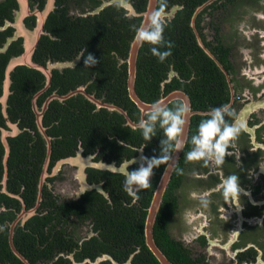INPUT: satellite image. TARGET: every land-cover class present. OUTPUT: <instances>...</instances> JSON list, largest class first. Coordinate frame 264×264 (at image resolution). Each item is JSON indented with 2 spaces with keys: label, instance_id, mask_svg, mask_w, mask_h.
Returning <instances> with one entry per match:
<instances>
[{
  "label": "trees",
  "instance_id": "trees-1",
  "mask_svg": "<svg viewBox=\"0 0 264 264\" xmlns=\"http://www.w3.org/2000/svg\"><path fill=\"white\" fill-rule=\"evenodd\" d=\"M204 1L206 0H167L165 13L178 7L170 18H164V39L171 41L173 47L171 55L164 62H160L152 54L151 45L145 44L140 47L135 91L143 102L152 104L177 89L186 91L194 110H207L205 101L213 98L215 93L213 82L219 74L213 62L198 46L191 26L196 7ZM62 2L64 1L57 0L58 8L46 21L44 29L49 35L40 39L33 56L34 62L42 65H46L47 61L71 62L86 48L88 52L94 54L99 63L93 68L85 69L81 59L74 68H66L62 72L53 71L51 87L39 96L38 106L40 107L53 92L64 95L77 87L87 85L88 93L94 94L103 102L118 106L132 121L137 122L139 110L128 96L126 60L135 35L132 26L139 27L142 18L129 17L127 11L119 4L110 5L96 15L70 17L61 7ZM126 2L139 14L146 10L148 0ZM99 3V0H95L96 6L92 8L99 6ZM195 24L200 31L199 24L197 22ZM15 47L16 45H13L6 55L0 57V96L8 59L12 54L21 52V49L18 51L13 49ZM171 69L177 77L166 83ZM44 84V76L35 69L18 66L11 73L7 115L21 133L16 138L9 139L8 185L20 194L28 208L35 205L38 179L46 157V144L39 134L32 109V99ZM178 102L181 103L175 101L168 107L172 108ZM42 122L47 134L54 138L51 161L73 155L79 142L85 149L106 150L113 159L120 154L135 155L136 152L131 151L128 146L137 148L143 146L145 154L152 157L159 155L160 141L163 138V131L157 125L156 136L146 141L140 130L125 125V118L121 114L106 109L95 111V105L81 95L62 103L58 100L52 101ZM192 124L193 132L199 125V117H193ZM0 125H4L1 105ZM2 154L3 147L0 144V158ZM1 166L0 164L2 171ZM164 167L161 165L155 169L152 186L137 193L139 198L135 204H131V197L121 186L113 189L105 187L111 203L93 190L83 194L77 201L59 204H54V200H50L53 196L45 187L39 210L41 214L34 216L27 223V231L24 234L22 231L19 232L18 238L23 237L22 239L17 240V236L14 238L15 246L30 264L52 259L51 264H72L68 257L59 256L54 259L60 252L68 255L73 253L76 262L85 259L94 261L102 255H108L113 261L121 264L129 259L130 264H160L145 245L144 222L153 190ZM178 170L176 168L164 195L154 223L153 236L155 243L171 263L195 264L188 256V252L169 238L166 230L169 212H173L175 207L171 190L175 186ZM114 188H119L120 191L122 189L126 203L118 199L119 193H116ZM1 197V201L11 203L19 210L18 201L4 195ZM0 215L4 216V213ZM9 215L14 217V213ZM72 218L78 222L88 220L97 236L81 246L78 245V241L67 231L70 226L68 222ZM58 224L60 228H56ZM0 261L24 264L9 248L6 230L0 233ZM99 264L112 263L106 260Z\"/></svg>",
  "mask_w": 264,
  "mask_h": 264
},
{
  "label": "flooded vegetation",
  "instance_id": "flooded-vegetation-1",
  "mask_svg": "<svg viewBox=\"0 0 264 264\" xmlns=\"http://www.w3.org/2000/svg\"><path fill=\"white\" fill-rule=\"evenodd\" d=\"M25 1L27 8L23 9L22 1L0 0V57L6 55L7 51L10 50L13 45H16L13 49H16L17 51L18 49H21V52L12 54L9 57L4 70V79L5 71L9 62L16 57L21 56L24 52L25 39L23 37V32H25V30H35L38 23L37 14L43 12L48 3V0ZM63 1L61 7L66 10L67 16L70 17H87L96 15L110 5H116L114 3L102 7L103 4L110 3L112 0H99V6L92 8L93 6H96L94 5L95 0ZM209 1L211 2L207 4ZM201 6L204 7L195 17V23L197 22L199 24L200 31L197 30L196 26L195 30H193L194 33L196 32L195 36L198 46L213 62L219 76H217L216 80L213 82V90L215 92L213 98L205 101L207 110H194L189 95L183 90H172L159 99L160 101L162 98H165L175 91L183 92L188 96L191 105L190 111L193 113L189 121L185 144L179 154V158L163 194L160 207L172 180V176L176 171V168H178L179 174L175 186L171 190L172 197L175 199V207L172 210L173 212H169L170 216L168 217L166 224L169 238L174 243H177L182 249H185L188 252V256L195 264H213V261L217 259L216 257L220 260V264H264V0H206L196 7L194 13ZM57 8V0H53V7L45 19L43 34H41L40 39L43 36L49 35L44 29L45 24L49 15ZM75 8L77 9V13L74 11ZM127 15L129 17L134 16L129 15L128 11ZM196 34L200 38L202 46L199 44ZM205 50H207L210 55H208ZM33 56L32 61L34 62ZM78 58L71 62L47 61L46 65L36 63L45 68L50 66L49 70L51 78L49 85H47V78L41 73L45 78V84L32 99L33 112L34 106L38 111H42L45 107L46 109L43 112L44 117V114L52 101L58 100L62 103L77 95L83 96L82 94H77L64 100L55 98L48 101L53 96L63 97L72 91H69L64 95H59L56 92H53L47 96L40 107L37 103L39 96L47 92L51 87L53 71L58 70L62 72L66 68H74L79 61ZM174 77H177V74L171 69L165 82H171ZM79 88H83L85 92L88 93L86 89L87 85L77 87L75 90ZM88 94L95 97L94 94ZM83 97L85 98V96ZM99 101H101V99ZM175 101L183 103L181 100H173L167 105L169 106ZM101 102L103 104H110L103 101ZM223 104L230 105L232 112V116L226 117L228 122L242 125L239 136L234 141H231V147L228 149V151L231 152V156H226L225 163L222 165H216L214 162H209L205 165L203 161L188 162L186 160V153L192 148L190 143L191 137L196 134L197 130L196 128L192 132L193 117H199L200 123L207 118L208 112L211 108ZM101 109L106 108H98L95 105V111ZM1 112L4 118V125H0V144L3 147V154L0 158V164L2 165V171L0 168V214L4 213V216L0 215V217H2V222H0V233H3L4 230L7 231L9 248L15 257L24 263L22 259L13 252L14 247L16 252L22 258L24 257L15 246L14 238L17 236V240L22 239L23 237L18 238L19 232L22 231L24 234L27 231V223L34 216L41 214L39 210L41 208L40 205L45 187L51 192L53 198L50 200H54V204L77 201L83 194L93 190L101 194L109 203H111L109 192L105 190V187L113 189V187L121 186V188H123V181L127 170L131 171L138 167V164H135V159L139 158L141 154L140 152L143 151V155H147L144 152L143 146L138 148L128 146L129 149H132L131 151L136 152L135 155L126 154V156H123L120 154L116 159H113L106 150L99 151L98 149H85L81 145V142H79L73 155L64 158L61 157L52 161L51 158L49 159L46 171L47 176L43 181L39 205L37 209L31 213L39 199V183L48 152L47 142L42 133L39 132L46 144V157L38 179L35 205L28 208L20 194L16 193L15 190L8 185L9 177L7 163L10 155L9 139L16 138L21 133V130L15 123L9 120L7 115V104L6 117L3 114L2 105ZM140 119L141 112L139 111V120ZM35 121H37L36 114ZM138 121L132 122L138 124ZM125 125L134 130L138 129L137 127L133 128L129 126L126 118ZM4 134H6V142L9 147L8 154H6L7 150L3 142ZM45 134L51 141V153L54 138L47 134L46 129ZM69 158L76 159L78 166L60 163L61 160ZM97 164H102L104 168L96 167ZM79 165L80 167H83L84 172L82 171V173L85 175L84 178L87 184L101 186L103 192H100L97 189L83 190V192H80L82 187L79 177ZM110 165H115L117 168H120L119 170L107 169L106 166ZM165 169L166 166L155 185L150 204ZM154 171L155 169L153 172ZM233 174L238 175L240 187L243 191L240 200L225 201L222 196L221 185L227 176ZM154 175L155 173L151 178V182L154 179ZM88 180H90V182H88ZM118 180L121 182H118ZM58 185H62L63 188L58 189ZM114 189L116 193H119L118 199L121 202L126 203L122 194V189L121 191L119 188ZM140 191L141 190H137V193ZM137 193L136 195L127 193L131 197V204L136 203L138 196ZM244 193H248V195H245ZM1 195L18 201L20 204L19 210H16V206L13 207L11 203L7 204L3 200L1 201ZM202 197H206L208 201L207 206L201 203ZM9 213H14V217H11ZM68 223L70 226L67 228V231L74 240L78 241V245L80 246L84 242L97 236V233L94 232L92 225L88 220L78 222L72 218ZM77 225L86 229L85 235L79 236L77 233ZM56 228H60V225H56ZM37 238L39 241L38 236ZM11 241L13 247L11 246ZM161 252L163 253L162 250ZM59 256L68 257L72 264H99L106 260L110 261L112 264H121L113 261L108 255H102L94 261L85 259L82 262H76L73 253L68 255V253L64 254L63 252H60L54 259H57ZM52 261L53 259L50 261L39 260L37 264H51L53 263ZM0 264L11 263L0 261Z\"/></svg>",
  "mask_w": 264,
  "mask_h": 264
},
{
  "label": "clouds",
  "instance_id": "clouds-1",
  "mask_svg": "<svg viewBox=\"0 0 264 264\" xmlns=\"http://www.w3.org/2000/svg\"><path fill=\"white\" fill-rule=\"evenodd\" d=\"M167 9V0H154V7L147 14L144 23L134 30V39L138 46L145 44L151 45L152 54L160 62H164L170 55L173 44L164 39V13ZM83 60L85 69L95 67L99 61L94 54L84 48L79 53L78 60ZM189 108L184 103H177L170 108L164 102L159 100L153 102L144 117L138 121L137 128L141 131L143 138L150 141L156 136V127L159 125L163 131V138L160 141V153L148 157L140 152L135 164L138 167L127 170L123 181L124 191L136 195L137 190H146L151 187V178L153 170L161 165L169 166L173 162V154L182 151L183 141L181 135L186 123ZM232 116L230 105L223 104L213 107L209 110L207 118L202 120L196 130V134L191 137L192 148L186 153L188 162L203 161L205 165L214 162L216 165L225 163V157L231 156L228 149L231 147V141H234L240 134L242 125L229 123L226 117ZM107 169L119 170L115 165L106 166ZM179 174V170H178ZM222 196L225 201L240 200L242 189L238 175L227 176L221 185ZM248 195V193H244ZM139 197L137 196V199ZM201 203L207 206L206 197L201 198ZM240 208V207H239Z\"/></svg>",
  "mask_w": 264,
  "mask_h": 264
},
{
  "label": "water",
  "instance_id": "water-1",
  "mask_svg": "<svg viewBox=\"0 0 264 264\" xmlns=\"http://www.w3.org/2000/svg\"><path fill=\"white\" fill-rule=\"evenodd\" d=\"M23 2V9L27 8V4L25 0H19ZM114 2V1H113ZM112 2V3H113ZM117 2L120 4L121 7H123L126 11L129 12V15H134V16H138L142 18L141 21V25L144 23V21L147 18V14L151 11V9L154 7V0H148L147 2V7L146 10L142 13H136L135 10L133 9V7L126 2V0H117ZM211 1H209L207 4H209ZM111 4V2H110ZM205 6V5H204ZM201 6L199 7L196 12L194 13L193 17H192V21H191V26L193 27V29L195 30V17L197 15V13L204 7ZM53 7V0H48L47 6L45 8V10L43 12H40L37 14L38 16V23H37V27L35 28L34 31H28L25 30V32H23V37L25 39V44H24V52L21 56H18L14 59H12L5 71V79H4V84H3V93L0 97V103L2 105V109H3V114L6 117V104H7V99L9 97L10 91V84H11V78L10 75L12 73V71L18 67V66H26L28 68H32L35 70L40 71L41 73H43L45 75V77L47 78V85H49V81L51 78L50 75V66H48L47 68H45L44 66H41L39 64H36L32 61V56L35 52V49L37 47L38 41L40 39L41 34H43V26L45 23V19L47 17V15L51 12ZM178 9V7H174L172 8L169 12L164 13V17L169 18V16H172L175 11ZM140 25V26H141ZM196 33V32H195ZM197 35V34H196ZM197 40L199 42V44L202 46L201 42H200V38L197 35ZM141 46H138L135 42V39H133V41L131 42L130 45V50H129V54H128V58L126 60L127 62V68H128V78H127V90H128V96L130 98V100L136 105V107L138 108V110L141 112V118L144 117L145 111L148 110V108L150 107L151 104L145 103L143 102L136 94L135 91V80H136V72H137V58H138V53H139V49ZM206 53L208 55H210V53L205 50ZM69 66V65H67ZM77 94H82L83 96H85V98L95 104L98 108H106L109 111H116L119 114L123 115L126 120H127V124L133 128L137 127V124H134L128 117L126 112L114 105L111 104H103L101 101H99L98 99H96L93 95H89L88 93L85 92V90L83 88H79L75 91L70 92L68 95L63 96V97H59V96H53L51 97L48 101H50L51 99H55L58 98L59 100H64V99H68L74 95ZM173 100H181L184 104H186L189 108V112L187 114V119H186V123L183 127V132L181 135V139L183 141V145L185 144L186 138H187V134H188V126H189V121L191 118V115L193 113H191L190 111V101L188 99V96L186 94H184L183 92H179V91H175L172 92L171 94H169L168 96H166L165 98H162L160 101L164 102L166 104L170 103ZM45 107L42 109V111H38V109L34 106V112L36 114L37 117V127L39 132L42 133V135L44 136V139L47 142V158H46V163L44 165L43 168V173L40 179V183H39V199L37 202V205L33 208V210L31 211L34 212L38 205H39V201H40V196H41V189L43 186V181L45 180V177L47 176V167L49 164V159H50V148H51V141L50 138L45 134V129L43 127L42 124V117H43V112L45 111ZM17 130V129H16ZM3 142L5 144V148L7 150L6 154H8L9 151V147L8 144L6 142V134L3 135ZM181 152V151H180ZM180 152L174 153L173 154V162L172 164L169 166L168 171L164 170V173L162 174L160 181L156 187L152 202L149 206L148 212H147V216H146V220H145V226H144V236H145V242L147 247L150 249V251L152 252V254L154 255V257L158 260V262L160 264H172L167 258L166 256L161 252V250L156 246L154 238H153V227H154V223L156 220V216L158 214V211L160 209V204L162 201V197L163 194L165 192V189L169 183V180L171 178L172 172L175 168V164L179 158V154ZM7 157V156H6ZM60 163H65V164H70V165H76L78 166V163L76 162V159L73 158H69V159H63L60 161ZM80 167V165H79ZM96 167L98 168H104V166L102 164H97ZM83 171V167H80V184L82 187V190L80 192H83V190H92V189H97L100 192L102 191L101 186H94V185H88L86 180H85V175H83L82 173ZM84 172V171H83ZM11 246L13 247L12 241H11ZM13 252L16 253L25 264H29V262L23 257H21L16 250L13 247ZM130 263V259L124 263V264H129ZM116 264V263H115Z\"/></svg>",
  "mask_w": 264,
  "mask_h": 264
},
{
  "label": "rangeland",
  "instance_id": "rangeland-1",
  "mask_svg": "<svg viewBox=\"0 0 264 264\" xmlns=\"http://www.w3.org/2000/svg\"><path fill=\"white\" fill-rule=\"evenodd\" d=\"M114 1V2H113ZM113 2V3H112ZM119 4L118 2H117V0H112L111 1V4ZM108 4H110L109 2L108 3H105V4H103V6L102 7H104V6H106V5H108ZM120 5V4H119ZM74 11L77 13V9L75 8L74 9ZM171 16H169V18H170ZM165 18V17H164ZM78 175V174H77ZM59 188H63L62 187V185H58V189ZM77 233L79 234V236H81V235H85L86 234V229H83L82 227H80V225H77ZM172 231H174V230H172ZM217 259H215L214 261H213V264H220L221 262H220V260L218 259V257H216ZM227 264V263H226Z\"/></svg>",
  "mask_w": 264,
  "mask_h": 264
}]
</instances>
